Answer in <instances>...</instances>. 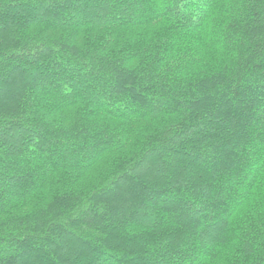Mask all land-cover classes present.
Segmentation results:
<instances>
[{
  "label": "trees",
  "instance_id": "trees-1",
  "mask_svg": "<svg viewBox=\"0 0 264 264\" xmlns=\"http://www.w3.org/2000/svg\"><path fill=\"white\" fill-rule=\"evenodd\" d=\"M32 258L264 264V0H0V264Z\"/></svg>",
  "mask_w": 264,
  "mask_h": 264
},
{
  "label": "rangeland",
  "instance_id": "rangeland-1",
  "mask_svg": "<svg viewBox=\"0 0 264 264\" xmlns=\"http://www.w3.org/2000/svg\"><path fill=\"white\" fill-rule=\"evenodd\" d=\"M166 4H167V8H168V10H169V9L171 10V4H170V1H167ZM139 14H140V16H143L142 13H139ZM36 16H39V14H33V15L31 14L30 17H36ZM144 194H145V196H150V193H144ZM233 198H234V197L231 195V196H230V199L232 200ZM154 202H155V201H154ZM197 204L200 205L201 202L198 201ZM175 206H176V207H174V209H175L176 211H178L179 209H183V208H185V207H182L181 203H180L178 200L175 201ZM222 214H224V213H221V215L218 217V219H217V224L209 230L210 233H209L208 238H209L210 240L213 239L214 237H216V235H217V233H218L219 227H220V225L222 224V223H221V221H222ZM137 219H138V220H143V219H144L143 214L140 213V214L137 216ZM32 260H33V261H32L33 263L36 262V264H38V263L41 264L40 261L36 260V258H35V259L32 258ZM30 261H31V260H30ZM16 263H17V262H16ZM31 264H32V263H31ZM97 264H103V262H102V261H99V262H97Z\"/></svg>",
  "mask_w": 264,
  "mask_h": 264
}]
</instances>
